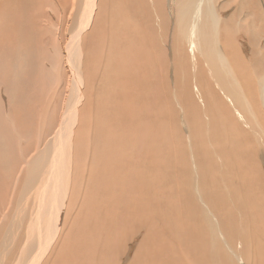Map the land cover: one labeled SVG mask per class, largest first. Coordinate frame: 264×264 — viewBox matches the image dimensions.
<instances>
[{"label":"bare ground","instance_id":"bare-ground-1","mask_svg":"<svg viewBox=\"0 0 264 264\" xmlns=\"http://www.w3.org/2000/svg\"><path fill=\"white\" fill-rule=\"evenodd\" d=\"M56 7L0 0V264H264V0Z\"/></svg>","mask_w":264,"mask_h":264},{"label":"rangeland","instance_id":"rangeland-1","mask_svg":"<svg viewBox=\"0 0 264 264\" xmlns=\"http://www.w3.org/2000/svg\"><path fill=\"white\" fill-rule=\"evenodd\" d=\"M55 3H56V5H57V14L55 15V17L53 16V14L51 13L50 15H51V17H52V19L53 20H56V18L58 17V15L60 14V10H59V0H55ZM25 9V8H24ZM26 11H24V12H26V17H27V19L30 21V22H33V19H34V17H33V15H31L32 13V10H30V7L29 6H27L26 7V9H25ZM22 10H20L19 8H14V7H11L9 10H8V12H7V14H6V20L8 21L9 20V17H12V16H14L15 14H17L18 12H21ZM167 13H170L168 10H167ZM27 14L29 15V16H27ZM100 14V13H99ZM31 15V16H30ZM94 17H96L95 16V14H94ZM93 25V24H92ZM92 25L90 26L91 28H92ZM77 27H79V26H77ZM88 28L87 29V31L84 29V31L82 32V37H83V39H85V41H84V43H83V47H84V50H86L87 48H90V46H91V42H90V39H89V37H88V33H90V31H91V28ZM107 28H109V26H107ZM77 29V28H76ZM85 33V34H84ZM109 30H108V32H107V35H109ZM86 37V38H85ZM108 37L106 38V43H108ZM262 42L264 43V39H262ZM39 46H40V44H38V45H35L34 46V48L33 49H38L39 48ZM37 47V48H36ZM247 48V49H246ZM244 54L248 57L249 56V54H250V51H249V48L246 46V42H245V48H244ZM30 52H32V50H30ZM165 52H167V51H165ZM169 53L170 52H168L167 53V55L169 56ZM248 53V54H247ZM95 90H96V84H95ZM95 90H93V94H95L94 93V91ZM262 155L264 156V152L262 153ZM260 162H261V164H262V169H263V172H264V159H262V161H261V159H260ZM89 164V163H88ZM149 165V164H148ZM147 165V166H148ZM171 169V171H172V173L174 174L175 173V170L174 169H172V168H170ZM104 189V188H103ZM211 194V196H212V193H210ZM209 194V195H210ZM137 242V243H136ZM54 245H55V242L53 243V245H52V248H51V250L50 251H52V249H53V247H54ZM135 245H138V240H136L135 241ZM134 245V246H135ZM134 250H132V252H131V256L133 255V253L136 251V249H137V247H136V249H135V247L133 248ZM53 252V251H52ZM50 254H51V252H50ZM131 258V257H130ZM128 260V259H127ZM128 262V261H127Z\"/></svg>","mask_w":264,"mask_h":264}]
</instances>
